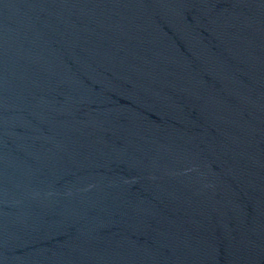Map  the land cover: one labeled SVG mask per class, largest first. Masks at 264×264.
<instances>
[{
  "label": "water",
  "instance_id": "water-1",
  "mask_svg": "<svg viewBox=\"0 0 264 264\" xmlns=\"http://www.w3.org/2000/svg\"><path fill=\"white\" fill-rule=\"evenodd\" d=\"M0 264H264V0H0Z\"/></svg>",
  "mask_w": 264,
  "mask_h": 264
}]
</instances>
